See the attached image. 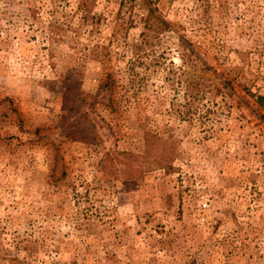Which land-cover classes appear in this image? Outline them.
<instances>
[{
    "label": "rangeland",
    "instance_id": "obj_1",
    "mask_svg": "<svg viewBox=\"0 0 264 264\" xmlns=\"http://www.w3.org/2000/svg\"><path fill=\"white\" fill-rule=\"evenodd\" d=\"M0 264H264V0H0Z\"/></svg>",
    "mask_w": 264,
    "mask_h": 264
}]
</instances>
